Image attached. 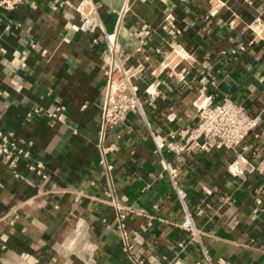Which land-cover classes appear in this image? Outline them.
I'll return each instance as SVG.
<instances>
[{
  "label": "crops",
  "instance_id": "obj_1",
  "mask_svg": "<svg viewBox=\"0 0 264 264\" xmlns=\"http://www.w3.org/2000/svg\"><path fill=\"white\" fill-rule=\"evenodd\" d=\"M79 1L0 9V127L29 152L18 176L0 156V264H264V38L247 28L256 18L264 24V0H90L123 59L146 67L138 81L145 116L107 132L104 146L118 150L106 156L97 122L104 34L67 29L79 21L67 4ZM166 16L173 39L161 29ZM222 97L259 123L234 151L177 161L200 231L193 237L179 226L183 213L149 131L193 127L194 103ZM57 109L63 122L49 116ZM236 159L243 176L228 171ZM35 162L44 178L30 170Z\"/></svg>",
  "mask_w": 264,
  "mask_h": 264
},
{
  "label": "built area",
  "instance_id": "obj_2",
  "mask_svg": "<svg viewBox=\"0 0 264 264\" xmlns=\"http://www.w3.org/2000/svg\"><path fill=\"white\" fill-rule=\"evenodd\" d=\"M30 0H0V9L8 13L22 3ZM78 15V23L67 22L66 27L70 32L91 33L101 30L104 34V48L100 53V68L104 75L102 88V101L98 110L99 143L98 147L103 156L108 152L117 151L115 144L104 146V139L109 130L116 131L122 127L132 115L144 117V102L138 86V81L146 71L141 63H127L120 55L114 33H107L100 22L95 8L90 0H81L76 5L67 4ZM68 16V15H66ZM8 29L9 26H6ZM247 28L254 33L257 39L258 31L264 30L260 18H256ZM161 29L167 39H173L178 30L170 16H166ZM169 41V40H168ZM172 50L174 48L169 44ZM182 57V56H181ZM0 90V95H1ZM144 93L153 94L148 86ZM197 122L193 127H188L167 136H160L154 131H149V136L154 144V152L159 157L160 176L165 177L171 184L172 193L183 218L179 226L189 232L193 237H199L194 217L187 203L188 194L181 179L180 168L176 165L184 153H197L211 149H225L234 151L245 138L257 127L258 116L249 115L242 105L235 103L229 97H222L219 102L211 103L208 99L194 103ZM49 116L60 122L65 120L64 113L57 109ZM0 156L3 157L18 176L17 165L20 159L29 158V152L18 145L13 134L0 127ZM30 170L39 177L44 178V167L35 162ZM228 171L233 176H243L247 169L241 160L236 159L228 166ZM118 208V205H116ZM120 208V207H119ZM117 226L122 229L125 215L118 209ZM5 246L0 244V249ZM127 250L130 247L126 248ZM208 258V257H207ZM141 264V261L138 262ZM21 264H23L21 262ZM25 264V263H24ZM176 264V263H171Z\"/></svg>",
  "mask_w": 264,
  "mask_h": 264
},
{
  "label": "bare ground",
  "instance_id": "obj_3",
  "mask_svg": "<svg viewBox=\"0 0 264 264\" xmlns=\"http://www.w3.org/2000/svg\"><path fill=\"white\" fill-rule=\"evenodd\" d=\"M257 37H258V38H264V30H261V31L259 30V31H258V34H257ZM175 51H177V50H175ZM177 53H178V51H177ZM169 54H170V53H169ZM178 55H179V54H178ZM178 55H175L176 58L179 57ZM175 56H174V57H175ZM174 57H173V58H174ZM168 58H169V57H168ZM169 59H170V58H169ZM167 60H168V59H166L165 61H167ZM165 61H163V62H165ZM169 61H171V59H170ZM172 61H173V60H172ZM176 61H177V60H175L174 62H176ZM167 63H169V62H167ZM170 63L173 64V62H170ZM174 64H175V63H174ZM169 65H170V64H169ZM160 66H161V64H160ZM163 66H164V65H162V67L160 68V70L163 68ZM172 67H173V66H172Z\"/></svg>",
  "mask_w": 264,
  "mask_h": 264
}]
</instances>
